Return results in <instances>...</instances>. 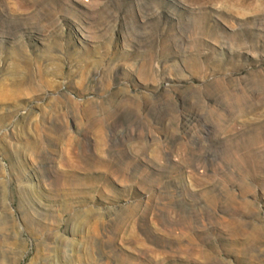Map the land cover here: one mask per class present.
Masks as SVG:
<instances>
[{
	"label": "rangeland",
	"instance_id": "374dc122",
	"mask_svg": "<svg viewBox=\"0 0 264 264\" xmlns=\"http://www.w3.org/2000/svg\"><path fill=\"white\" fill-rule=\"evenodd\" d=\"M0 264H264V0H0Z\"/></svg>",
	"mask_w": 264,
	"mask_h": 264
}]
</instances>
